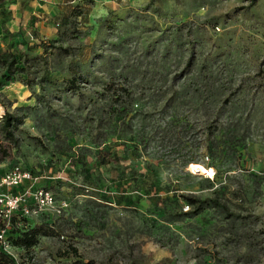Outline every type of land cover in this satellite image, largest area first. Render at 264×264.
<instances>
[{"label": "rangeland", "instance_id": "rangeland-1", "mask_svg": "<svg viewBox=\"0 0 264 264\" xmlns=\"http://www.w3.org/2000/svg\"><path fill=\"white\" fill-rule=\"evenodd\" d=\"M11 44L0 118L25 119L0 174L31 179L0 194L54 232L6 234L17 264H264V0H4Z\"/></svg>", "mask_w": 264, "mask_h": 264}, {"label": "trees", "instance_id": "trees-1", "mask_svg": "<svg viewBox=\"0 0 264 264\" xmlns=\"http://www.w3.org/2000/svg\"><path fill=\"white\" fill-rule=\"evenodd\" d=\"M4 0H0V5ZM13 44L8 45L5 49H0V68L6 73L4 76L5 82H11L16 73H25V67L18 68L17 60L10 48ZM30 49V48H29ZM2 85L0 84V88ZM21 108L16 109L15 112L10 113L6 111L0 118V164L12 156V151L19 147V138L17 133L21 125H23L25 114L19 115ZM115 150L112 145L106 144L98 148L96 156L97 161L101 165H108L111 163V156H114ZM212 155V154H210ZM114 160V158H113ZM1 178V174H0ZM185 203L194 207V213L201 212L204 202L192 197H183ZM215 205H217L215 203ZM19 212V211H18ZM27 217L22 216L19 212H15L9 218H3L0 215V229H7V237H9L14 246L23 250H30L37 245L38 238L44 236H51L54 232L42 224H35L29 226ZM7 227V228H6ZM74 252H76L74 250ZM0 264H17V262L10 255L0 252Z\"/></svg>", "mask_w": 264, "mask_h": 264}, {"label": "built area", "instance_id": "built-area-1", "mask_svg": "<svg viewBox=\"0 0 264 264\" xmlns=\"http://www.w3.org/2000/svg\"><path fill=\"white\" fill-rule=\"evenodd\" d=\"M209 174L206 172L204 175L205 177L212 179L214 177V170L211 168H207ZM31 176L28 172L15 170L2 178H0V190L2 188L9 189V188H16L19 187L23 182L29 181ZM0 194V215L3 218H9L15 212H20L22 216L28 217L31 215H35L37 210H28L25 206V197L24 195L19 194H8L5 195ZM40 203L42 205H50L53 203L52 196L47 192H40L39 193ZM189 207H185L184 211H187ZM7 228V227H6ZM8 229V228H7ZM7 229H0V252L3 254L9 255L6 251L10 249V245L7 242L6 232Z\"/></svg>", "mask_w": 264, "mask_h": 264}, {"label": "bare ground", "instance_id": "bare-ground-1", "mask_svg": "<svg viewBox=\"0 0 264 264\" xmlns=\"http://www.w3.org/2000/svg\"><path fill=\"white\" fill-rule=\"evenodd\" d=\"M190 170L196 174H205L206 172L209 174V171L205 170L201 165H192Z\"/></svg>", "mask_w": 264, "mask_h": 264}]
</instances>
